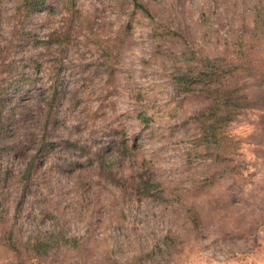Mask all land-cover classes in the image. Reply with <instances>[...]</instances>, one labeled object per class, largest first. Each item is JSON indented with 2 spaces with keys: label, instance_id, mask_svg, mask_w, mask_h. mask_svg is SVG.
Segmentation results:
<instances>
[{
  "label": "rangeland",
  "instance_id": "obj_1",
  "mask_svg": "<svg viewBox=\"0 0 264 264\" xmlns=\"http://www.w3.org/2000/svg\"><path fill=\"white\" fill-rule=\"evenodd\" d=\"M22 1L0 0V264H264L263 112L228 121L216 149L225 161L199 157L202 129L187 118L206 101L175 99L172 65L185 49L155 32L166 22L188 53L222 54L248 37L262 0H145L154 19L118 0H75V15L50 0L28 17ZM124 140L134 153L115 172L146 180L143 155L161 194L124 193L100 170L94 151L121 155ZM40 231L79 241H50L44 261L21 262Z\"/></svg>",
  "mask_w": 264,
  "mask_h": 264
},
{
  "label": "trees",
  "instance_id": "obj_2",
  "mask_svg": "<svg viewBox=\"0 0 264 264\" xmlns=\"http://www.w3.org/2000/svg\"><path fill=\"white\" fill-rule=\"evenodd\" d=\"M50 0H23L18 7H27L26 12L28 17L35 14L38 9ZM61 0H52L53 4L59 3ZM122 3H130L135 8L141 9L143 14L154 19L150 7L145 0H118ZM67 10L75 15L79 10L74 6L75 0L67 1ZM133 13H129L130 16ZM248 37L239 36L232 44L226 43V48L222 54L210 56L208 54L198 57L195 53H188L192 49L186 37L176 29H172L166 22L156 21L155 32L158 37L162 39H169L176 42L179 47L185 49L180 55L179 60L175 59L172 72V84L175 89V99L189 98L194 95L197 98H202L206 101L198 109L191 111L188 114V121L192 120L199 124L202 129L200 135L196 138L197 145L195 150L199 157L205 159L211 158L214 162L225 161V156L217 149L218 144H222L224 138V127L228 121L233 120L243 110L248 108H258L263 112L260 119V126L264 134V1H260L255 7L254 11V25L246 30ZM55 35V34H53ZM105 50V49H104ZM239 52V56L234 57L233 53ZM231 53V55H230ZM193 54V55H192ZM248 80H251L249 82ZM251 83V84H250ZM246 86L255 88V93L249 95L245 92ZM204 101V102H205ZM176 112H179L178 104H175ZM141 124L145 128L151 127V117L146 112L139 114ZM3 125V124H1ZM1 128V127H0ZM4 134H0L3 137ZM225 135V134H224ZM68 144L77 146L76 142L68 141ZM45 144V139L41 143ZM140 144V143H139ZM46 147L53 148V143H47ZM44 146V145H43ZM40 147L39 150L41 148ZM124 151H120L121 155L109 156L105 154L104 149L99 148L94 151V159L98 164L100 170L119 185L124 193L133 194L132 189L140 191L142 186L144 191L156 190L159 194L160 182L155 181L152 176V171L148 166L147 159L142 155L143 171L139 175L144 179L135 181L134 177L131 179L115 172V167L120 163L121 158L126 154V158L132 156L134 153L129 144L124 140ZM141 147V145H139ZM203 148L207 150L202 154ZM39 152V151H38ZM139 155V152H138ZM38 154L25 167L24 171V185L29 182L32 175L36 174L40 165L37 162ZM78 164V161H75ZM212 176V175H211ZM132 187V188H131ZM158 187V188H157ZM130 189V190H129ZM129 190V191H127ZM6 188L0 189V219L5 218L7 199ZM3 198V199H2ZM39 232L36 237L29 236L24 241L21 253V262L27 263L31 259H38L44 261L51 252L53 241L56 245L72 244L77 245L79 239L75 236L65 237L59 233ZM60 248V247H58ZM20 254V252L18 253ZM55 254V251L54 253Z\"/></svg>",
  "mask_w": 264,
  "mask_h": 264
}]
</instances>
